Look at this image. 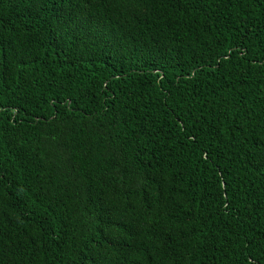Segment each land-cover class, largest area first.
Instances as JSON below:
<instances>
[{"label":"trees","instance_id":"1","mask_svg":"<svg viewBox=\"0 0 264 264\" xmlns=\"http://www.w3.org/2000/svg\"><path fill=\"white\" fill-rule=\"evenodd\" d=\"M0 264H264V0H0Z\"/></svg>","mask_w":264,"mask_h":264}]
</instances>
